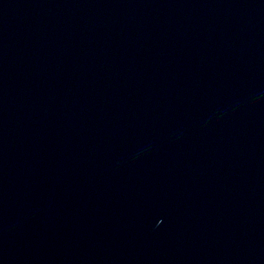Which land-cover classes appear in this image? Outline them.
<instances>
[{
  "label": "water",
  "instance_id": "water-1",
  "mask_svg": "<svg viewBox=\"0 0 264 264\" xmlns=\"http://www.w3.org/2000/svg\"><path fill=\"white\" fill-rule=\"evenodd\" d=\"M0 264H264V0H0Z\"/></svg>",
  "mask_w": 264,
  "mask_h": 264
}]
</instances>
